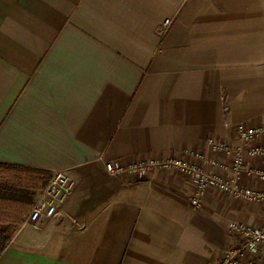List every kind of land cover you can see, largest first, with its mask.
Segmentation results:
<instances>
[{
  "label": "crops",
  "instance_id": "crops-1",
  "mask_svg": "<svg viewBox=\"0 0 264 264\" xmlns=\"http://www.w3.org/2000/svg\"><path fill=\"white\" fill-rule=\"evenodd\" d=\"M239 123L264 124V0H0V164L73 182L36 226L6 204L0 264H217L241 241L228 222L262 223L264 203L208 187L194 208L176 170L104 165L206 157Z\"/></svg>",
  "mask_w": 264,
  "mask_h": 264
},
{
  "label": "built area",
  "instance_id": "built-area-1",
  "mask_svg": "<svg viewBox=\"0 0 264 264\" xmlns=\"http://www.w3.org/2000/svg\"><path fill=\"white\" fill-rule=\"evenodd\" d=\"M170 23L171 19L165 18L157 26V33L164 35ZM233 134L237 143L232 146L208 138L210 155L206 157L200 152L184 150L180 154L150 157L128 163L106 161L104 166L113 177L126 173L141 179L154 170H176L190 181L191 192L187 199L194 208L201 205L208 187L216 188L233 198L264 203V188L247 186L240 180V175L244 172L246 176L264 182V166L255 163L246 165L245 160L248 157L264 158V144L254 142L264 134V124L254 126L239 123ZM220 152L227 157L226 160L218 159ZM72 184L65 170L60 168L53 171L28 213V222L36 226L42 218L52 216L57 210L56 206L62 204L71 192ZM227 227L237 233L241 241L227 247L217 264H264V221L253 225L243 220H231Z\"/></svg>",
  "mask_w": 264,
  "mask_h": 264
},
{
  "label": "trees",
  "instance_id": "trees-1",
  "mask_svg": "<svg viewBox=\"0 0 264 264\" xmlns=\"http://www.w3.org/2000/svg\"><path fill=\"white\" fill-rule=\"evenodd\" d=\"M7 170L25 171L31 175V177L29 179L26 178L28 181L22 182V180H16L18 178L16 175L17 178L15 181L9 182L10 180H7L6 176L3 175V172ZM48 178L49 173L42 170L0 164V216L9 213L5 208L6 204L9 203L15 205L14 213L20 216L19 211L22 212L23 207H28L32 203V195L34 194V191L32 189L31 191L28 187L34 188L39 186V188H43L46 185ZM26 183H29V186ZM17 228V223H0V253L3 251V248L7 246Z\"/></svg>",
  "mask_w": 264,
  "mask_h": 264
},
{
  "label": "rangeland",
  "instance_id": "rangeland-1",
  "mask_svg": "<svg viewBox=\"0 0 264 264\" xmlns=\"http://www.w3.org/2000/svg\"><path fill=\"white\" fill-rule=\"evenodd\" d=\"M3 172V171H1ZM4 173V174H3ZM2 174L6 176L7 180H10L9 182H14L15 179L17 178L16 175L18 176V178L16 180H22V182H25V181H28L27 179H29L31 177V175H29L27 172L25 171H17V170H7L5 172H3ZM27 178V179H26ZM27 185L29 183H26ZM29 186V185H28ZM34 186V185H33ZM30 190L32 189L34 191V194L32 195L33 196V199H32V203L30 206L28 207H23L22 209V212L19 211V215L20 216H25L26 213H29L31 208H32V205L34 204V201L36 200L38 194L41 192V190L43 189L42 187L39 188L38 187H34V188H31V187H28ZM31 190V191H32ZM18 212V211H17ZM22 213V214H21ZM6 215V213H5ZM28 215V214H27ZM5 217V216H4ZM4 217H2L4 219ZM29 245V244H28ZM30 246V245H29ZM45 250H47L48 248H44Z\"/></svg>",
  "mask_w": 264,
  "mask_h": 264
}]
</instances>
